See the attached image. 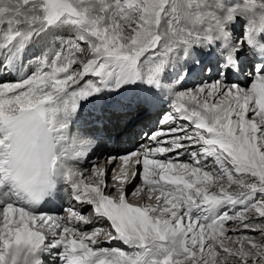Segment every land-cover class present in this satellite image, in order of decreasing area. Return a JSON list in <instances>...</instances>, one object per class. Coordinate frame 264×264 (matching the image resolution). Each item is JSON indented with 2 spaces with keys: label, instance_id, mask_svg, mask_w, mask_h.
<instances>
[{
  "label": "snow or ice",
  "instance_id": "obj_1",
  "mask_svg": "<svg viewBox=\"0 0 264 264\" xmlns=\"http://www.w3.org/2000/svg\"><path fill=\"white\" fill-rule=\"evenodd\" d=\"M0 264H264V0H0Z\"/></svg>",
  "mask_w": 264,
  "mask_h": 264
},
{
  "label": "bare ground",
  "instance_id": "obj_2",
  "mask_svg": "<svg viewBox=\"0 0 264 264\" xmlns=\"http://www.w3.org/2000/svg\"><path fill=\"white\" fill-rule=\"evenodd\" d=\"M158 117L156 116V115H153L152 117H151V121H150V124H149V127H153V126H155V124H156V119H157ZM125 137H127V136H125ZM126 142H130L131 144L132 143H134L135 144V138H133L132 140H130V138L128 137L127 138V140H123V138H122V140H121V143L119 144V145H116L117 147H124V149L123 150H125L126 148H128V147H132L131 145H128ZM134 146V145H133ZM115 146L114 145H108V148H109V150H113V151H123V150H115V148H114ZM107 153H105V155H106Z\"/></svg>",
  "mask_w": 264,
  "mask_h": 264
},
{
  "label": "rangeland",
  "instance_id": "obj_3",
  "mask_svg": "<svg viewBox=\"0 0 264 264\" xmlns=\"http://www.w3.org/2000/svg\"><path fill=\"white\" fill-rule=\"evenodd\" d=\"M157 119H158V118H157ZM157 119H156V120H157ZM156 120H155V121H156ZM127 138H128V137H127ZM126 143H127L128 145H131V143H130V142H126Z\"/></svg>",
  "mask_w": 264,
  "mask_h": 264
}]
</instances>
